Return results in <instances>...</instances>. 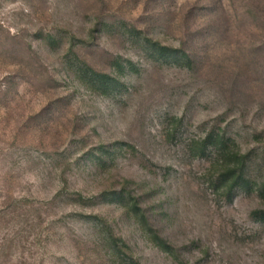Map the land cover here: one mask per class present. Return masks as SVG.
<instances>
[{"label": "rangeland", "instance_id": "obj_1", "mask_svg": "<svg viewBox=\"0 0 264 264\" xmlns=\"http://www.w3.org/2000/svg\"><path fill=\"white\" fill-rule=\"evenodd\" d=\"M0 264H264V0H0Z\"/></svg>", "mask_w": 264, "mask_h": 264}, {"label": "trees", "instance_id": "obj_2", "mask_svg": "<svg viewBox=\"0 0 264 264\" xmlns=\"http://www.w3.org/2000/svg\"><path fill=\"white\" fill-rule=\"evenodd\" d=\"M165 247H167V246H165Z\"/></svg>", "mask_w": 264, "mask_h": 264}]
</instances>
